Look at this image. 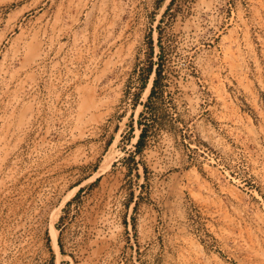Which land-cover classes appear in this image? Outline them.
<instances>
[{
  "label": "rangeland",
  "instance_id": "obj_1",
  "mask_svg": "<svg viewBox=\"0 0 264 264\" xmlns=\"http://www.w3.org/2000/svg\"><path fill=\"white\" fill-rule=\"evenodd\" d=\"M0 264H264V0H0Z\"/></svg>",
  "mask_w": 264,
  "mask_h": 264
},
{
  "label": "trees",
  "instance_id": "obj_2",
  "mask_svg": "<svg viewBox=\"0 0 264 264\" xmlns=\"http://www.w3.org/2000/svg\"><path fill=\"white\" fill-rule=\"evenodd\" d=\"M155 75H156V78L153 80L152 88H151V91H150V96L153 95V93L155 92V85L157 83V77L159 76V70L155 71ZM142 138H143V132H141L140 135H139V139H138V142H137V147L141 143ZM79 192H81V189L78 191V194H79Z\"/></svg>",
  "mask_w": 264,
  "mask_h": 264
}]
</instances>
